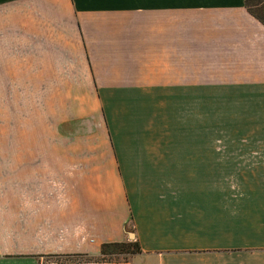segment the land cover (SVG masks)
<instances>
[{
	"label": "crops",
	"instance_id": "crops-1",
	"mask_svg": "<svg viewBox=\"0 0 264 264\" xmlns=\"http://www.w3.org/2000/svg\"><path fill=\"white\" fill-rule=\"evenodd\" d=\"M13 1L29 11L35 43L71 58L63 69L120 75L110 87L129 89L124 75L165 84L167 74H197L200 57L222 89L257 90L264 105V25L247 0ZM93 103L58 127L60 178L36 173L12 204L0 203L4 237L9 212L14 233L29 234L28 244L0 242V264H264V145L206 147L201 157L191 147L116 145ZM130 234L143 254L129 262L75 261Z\"/></svg>",
	"mask_w": 264,
	"mask_h": 264
},
{
	"label": "rangeland",
	"instance_id": "rangeland-1",
	"mask_svg": "<svg viewBox=\"0 0 264 264\" xmlns=\"http://www.w3.org/2000/svg\"><path fill=\"white\" fill-rule=\"evenodd\" d=\"M27 20L28 10L16 8L13 0L0 1V203L9 198L12 204L13 195H21L20 181L28 185L36 173L60 178L58 127L65 117L87 114L93 100L100 103L101 122L116 145L191 147L199 157L207 155L206 147L264 145L259 91L222 89L215 74L205 73V58H198L197 74H167L165 84H157V74L144 75V81L139 74H127L132 87L114 89L120 75L89 74L86 79L77 67L63 69L71 58L48 50L45 42L35 43ZM135 81L142 88L136 89ZM54 188L61 194V186ZM2 214L7 231L4 237L0 226V242L28 244V233H14L12 212Z\"/></svg>",
	"mask_w": 264,
	"mask_h": 264
},
{
	"label": "trees",
	"instance_id": "trees-1",
	"mask_svg": "<svg viewBox=\"0 0 264 264\" xmlns=\"http://www.w3.org/2000/svg\"><path fill=\"white\" fill-rule=\"evenodd\" d=\"M246 8L248 12L264 25V0H247ZM132 231V230H131ZM143 254V250L138 241H125L121 243L104 244L101 248V262L121 263L129 262L130 258ZM75 261L91 262L94 259L86 255L76 257ZM69 261L74 259L69 257Z\"/></svg>",
	"mask_w": 264,
	"mask_h": 264
},
{
	"label": "water",
	"instance_id": "water-1",
	"mask_svg": "<svg viewBox=\"0 0 264 264\" xmlns=\"http://www.w3.org/2000/svg\"><path fill=\"white\" fill-rule=\"evenodd\" d=\"M134 234H130V238L133 240L134 239Z\"/></svg>",
	"mask_w": 264,
	"mask_h": 264
}]
</instances>
